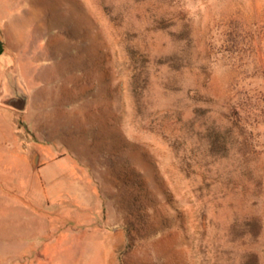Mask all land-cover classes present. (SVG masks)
I'll use <instances>...</instances> for the list:
<instances>
[{
    "label": "rangeland",
    "instance_id": "374dc122",
    "mask_svg": "<svg viewBox=\"0 0 264 264\" xmlns=\"http://www.w3.org/2000/svg\"><path fill=\"white\" fill-rule=\"evenodd\" d=\"M0 40V264H264V0H0Z\"/></svg>",
    "mask_w": 264,
    "mask_h": 264
},
{
    "label": "crops",
    "instance_id": "0c3cea01",
    "mask_svg": "<svg viewBox=\"0 0 264 264\" xmlns=\"http://www.w3.org/2000/svg\"><path fill=\"white\" fill-rule=\"evenodd\" d=\"M0 61L6 64L5 67H0V122H3L4 117L10 116L9 107L6 97H12V94H7L6 80L8 79L9 74V64L7 57L5 56L4 50L0 54ZM6 59V60H5ZM23 87V85H22ZM6 99V100H5ZM11 105V104H10ZM5 108V109H4ZM12 117V115L10 116ZM8 120V119H7ZM9 141L8 145L6 141ZM25 149L21 147L18 143V137L11 136L9 137L6 133L2 132L0 135V163H5V167L9 170H14L19 168L20 163L26 161V156L24 154ZM34 180L37 178L34 177Z\"/></svg>",
    "mask_w": 264,
    "mask_h": 264
},
{
    "label": "trees",
    "instance_id": "16d2710c",
    "mask_svg": "<svg viewBox=\"0 0 264 264\" xmlns=\"http://www.w3.org/2000/svg\"><path fill=\"white\" fill-rule=\"evenodd\" d=\"M3 42H2V40H0V54L3 52Z\"/></svg>",
    "mask_w": 264,
    "mask_h": 264
}]
</instances>
